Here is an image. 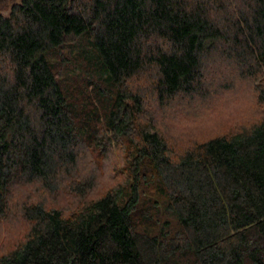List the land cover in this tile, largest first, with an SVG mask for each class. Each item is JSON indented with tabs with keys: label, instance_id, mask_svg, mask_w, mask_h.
<instances>
[{
	"label": "trees",
	"instance_id": "trees-1",
	"mask_svg": "<svg viewBox=\"0 0 264 264\" xmlns=\"http://www.w3.org/2000/svg\"><path fill=\"white\" fill-rule=\"evenodd\" d=\"M81 37L106 86L96 122L50 57ZM214 58L264 77V0H18L0 14V218L23 184L71 178L82 200L25 199L26 230L0 264H264V117L181 150L146 120L141 81L160 104L204 94ZM115 139L127 182L90 198L80 147L104 155Z\"/></svg>",
	"mask_w": 264,
	"mask_h": 264
},
{
	"label": "rangeland",
	"instance_id": "rangeland-1",
	"mask_svg": "<svg viewBox=\"0 0 264 264\" xmlns=\"http://www.w3.org/2000/svg\"><path fill=\"white\" fill-rule=\"evenodd\" d=\"M18 0H0V14L8 15L11 5ZM63 51L50 54L57 67H62V78L70 97L81 116L90 119L92 111L105 101L100 100L98 85L91 69V44L86 37L74 38L64 45ZM63 56L67 60H62ZM212 70L205 81L206 93L193 96L178 95L160 104L147 82L141 81L144 92L146 120L156 127L176 148L191 145L212 136L249 126L264 117V103H259L255 85L264 87L259 79L241 77L232 61L214 58ZM136 87V85H134ZM101 92V91H100ZM86 114V116H84ZM94 115L93 120L97 117ZM92 122V121H91ZM94 122V124H95ZM102 133L105 128L97 125ZM128 141L114 140L104 155L87 147H80L78 176L95 178V187L89 197H96L107 188L127 182L126 155ZM71 178L63 177L59 190L51 192L41 184H23L15 188L10 215L0 218V253L10 249L24 234L27 223L21 216L20 206L25 199L44 200L49 206L77 208L81 205L79 193L70 188Z\"/></svg>",
	"mask_w": 264,
	"mask_h": 264
}]
</instances>
